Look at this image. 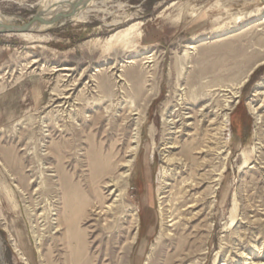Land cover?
Segmentation results:
<instances>
[{
  "label": "rangeland",
  "instance_id": "rangeland-1",
  "mask_svg": "<svg viewBox=\"0 0 264 264\" xmlns=\"http://www.w3.org/2000/svg\"><path fill=\"white\" fill-rule=\"evenodd\" d=\"M52 1L0 0V16L24 25ZM96 2L82 21L69 19L38 33L0 35V264H160L165 254L180 250L176 239L184 236L191 245L182 251L192 253L185 264L264 263V65L259 66L264 62V0ZM66 67L77 72L71 85L82 79L71 104L82 103L81 97L87 103L69 113L62 112L57 100L72 94L64 82L68 72L55 71ZM85 69L89 75L82 78ZM97 69L104 70V81L116 92L113 107L90 100L97 89L87 82L99 75ZM149 74L155 76L146 87L152 97L147 101L146 93L143 101L138 79L145 81ZM257 90L262 92L258 98ZM183 96L193 105L186 112L195 116L185 134L208 130L213 118V132L227 125L225 153L213 144L212 154L194 152L195 168L211 165L205 171L209 180L196 191L184 188L186 173L181 176V170L173 169L167 187L162 184V123ZM227 101H233L228 121L219 112ZM250 104L262 106L258 116ZM205 105L212 106L210 119L203 122ZM139 111L140 155L127 186L108 201L111 191L104 189L101 176L108 165L114 168L108 177L118 179L125 172ZM97 149L109 156L108 163L92 162ZM121 193L122 200L117 198ZM187 194L204 198L203 204L187 211L193 202L181 205ZM117 199V236L112 240L105 233V250L99 251L89 228L98 218L92 208L101 203L105 208ZM37 201L32 218L28 206ZM70 211L78 230L86 231V245L79 246L77 258L66 238L68 222L53 225L57 217L52 213L65 217ZM139 212L141 218L135 216ZM140 224L141 234L131 246ZM161 234L164 250L152 254ZM125 246H131L130 253L122 260ZM241 252L251 260L241 259Z\"/></svg>",
  "mask_w": 264,
  "mask_h": 264
},
{
  "label": "bare ground",
  "instance_id": "bare-ground-1",
  "mask_svg": "<svg viewBox=\"0 0 264 264\" xmlns=\"http://www.w3.org/2000/svg\"><path fill=\"white\" fill-rule=\"evenodd\" d=\"M80 1L81 0H54V1H52V3L44 6V8L38 13V15L35 18L36 19H38V17L39 18H42V17H45V16H47L49 14H53V13L58 12V11L72 12L73 10L76 9L75 7H76V5ZM96 1L97 0H89L87 2V4L83 8H79L78 12L76 14L72 15L71 17H69L67 20H69V19L70 20H76V21H82V20H84L85 17L87 15H89V13L92 12V7L96 5V3H97ZM4 20L5 19H3L2 16H0V25H2V24H9L7 21H4ZM56 25H58V24H55V25L54 24L47 25V26L42 27L41 30H46V29H49V28L54 27ZM28 34H30V33H28ZM20 35H23V34H20ZM190 49L191 50L194 49V46H191ZM37 63H38L37 60H35L33 62L34 65L37 64ZM147 63H152V62L151 61H148ZM262 65H264V62L261 63V64H259V66H262ZM114 69H116V68L113 67V70ZM55 71L56 72H59V71H67L68 72L67 74L64 75V77H66V80L64 82L67 83L66 84V87L69 86V88L67 89V92L68 93L69 92L70 93L72 92V94L63 95V96H61V97H59L57 99L58 101H60V105L59 106L63 108V111L62 112L63 113H69L68 112V109H70V108H73L74 109V108H76L77 105L78 106L79 105L85 106L87 103H86L85 100H82V97L81 96H80L81 99H79V100L82 101V103L74 102L73 104H71L72 103V100L74 99V94L76 93L78 87H80V85H81L80 81L82 80L80 78V80H77L76 82H74L73 85H71V83H73L72 81H74L72 79H75L74 76H75V74L77 72L76 73H74V72L76 70L74 68L72 69V68L66 67L64 69H57L56 68ZM95 71L99 75L98 76H94V74H93V76H90L89 77L90 78L89 79V82H87V85H89V86L91 85V83H93V84L95 83V85L92 84L91 87L92 86H95L96 89H97V91H95V92L93 91V93L95 94V96L94 97H91L90 100L99 102V104H101L103 102L104 103L111 102V104L110 105H107V106L108 107H113V104L112 103H114V98H115L116 92L113 90V87L110 84H108V83H106L104 81L105 76H106L105 73H104V70L103 69H97ZM87 75H89V72H88L87 69H85V71H84V73H82V76L81 77L83 78V77H85ZM154 77H155L154 74L153 75L152 74L151 75L149 74L148 79L145 80V81L142 80V79H140V78L138 79L139 80V86H140V89H138L140 94L139 93L138 94L140 95L141 100H143V98L145 97L146 93H148V95L146 96L147 97V101H148V99L150 97H152V94L150 92H148V90L146 89V87L151 86L150 82H152V80L154 79ZM259 87H260V85H259ZM89 90L90 89H88L87 91H89ZM222 90H224V89H222ZM229 95H230V93H229ZM260 95H262V92L259 93V91L257 90L256 93H255V95H254V97H257L258 98V96H260ZM84 96L85 95H83V97ZM227 97H228V95H227ZM235 98H237V97H235ZM58 101L57 102L56 101H53L54 102L53 105H55V103L57 104ZM143 101H145V99ZM83 102H84V104H83ZM232 102L233 101H227V104L225 103L226 105L224 104L225 106H223V108L221 110H219V112H221V114H223L225 112L224 115H225V120L226 121H228V119H229L228 118V115H229V112L231 111L230 103H232ZM208 103H210V102H208ZM175 106L178 107V108L175 109L174 111H170L169 110L168 113L166 112L167 114L164 115L165 117H164L163 123H162L163 124L162 126H163L164 131H165V136L163 137V142H162L161 148L159 149L160 156H161V162H162V165H161V169H162V179H163L162 180V184H163V186L168 185V183H167L168 180H169L168 177L171 174V172L173 171V169L175 171H180L181 170L179 172L181 174V176H182V173H184V172L186 173V178H184L182 181L180 180L181 182H184L185 183L184 184V188H191L192 189L191 191H196V189H199V188H201V187L204 186L202 184H204L206 182V180H209V177H210L209 171H207V172H205V171H206V168L210 167L211 165H210V163L205 162V163H203L201 165V167L195 168L197 162H196V158L194 157V152L197 151V150H199V151L195 152V155L196 154H199V155L212 154V152H213L214 149H213V147L211 145L213 144V145L221 146L220 148L225 153V148L227 147V145H226V141L223 138V135H224L225 129L227 128V125H224L221 129L218 130L217 133H215V132H213L214 131V128L213 127H214L215 124H217V122L215 121L217 119L216 118L215 119L213 118L211 121H209V126L210 127H209L208 130L202 129L201 132H198L194 136L193 135H189V134H185L188 131H190V127H193L194 126V124L191 123V121L193 119L195 120V116L191 115L190 112H186L188 110H191L193 108L191 106H193V105L189 104L188 101H186V99L183 96V98L181 100H179L177 102V105H175ZM211 106L210 105L203 106L202 114H201V118H202V121L203 122H206V119L209 118V111H208V109ZM167 107H166V109H167ZM260 107H262V106H260ZM260 107L259 108H256L255 106H253L252 104H250L251 113L253 115L258 116V113H259L258 110L260 109ZM65 108H66V110H65ZM123 110L125 112H127L128 108H124ZM129 110H131V109H129ZM71 111H72V109H71ZM100 113H102V111ZM142 113H143V111H139V112H137V113L134 114V116H139V117L133 122V123H135V128L133 130L134 131L133 132V141L131 142V144H133L134 147H131L130 150H129V152H128L129 155H130V160L126 164H124L122 166V168L125 169V172L118 179H116L115 177H112V176H109L108 177V175H112L113 174V171H114L113 170L114 168L111 165H108V167L105 169L104 173L101 172V174L103 173L101 177H102L103 180H105V185H106L104 189H109L111 191V193H110L109 196H105V199H107L108 201L111 200V199H113V197L115 196L116 192L119 191L120 188H125L127 186L128 182L130 180V177L132 175L131 173H132V169H133L134 163H135V161H137V157L140 155V152H141L140 151V147H141V141H142V138H141V135H142L141 134L142 133L141 132V129H142V125H143V122L141 120V117H142L141 114ZM56 120L58 121L59 120V117H57ZM207 128H208V126H207ZM44 132H49V131L48 130H45ZM178 135H179V137H178ZM186 135H187V137H190V139L184 140L183 137L186 136ZM47 136L49 137V135H47ZM197 136L199 138H197ZM105 155H107V154H105ZM105 155L102 154V152H101L100 149H97L92 154V162L95 165H97V164L99 165V164L104 163V162L108 163V161L110 160V158H109L108 155L107 156H105ZM178 156H182V157H178ZM5 162H7V160ZM30 169H32V167ZM182 169H183V171H182ZM200 171H202V172L204 171V172L202 173ZM11 174H12V172H11ZM105 177H106V179L108 177V180H106ZM97 178H98V176H97ZM14 180H15V178H14ZM187 180H192V183H189ZM63 185L66 186L65 184H63ZM15 187H16L17 190L20 191L21 187L19 188L18 185H15ZM62 189L64 190L65 188H62ZM65 190H67V189H65ZM43 192H44V190H43ZM23 193H25V192H23ZM70 196H72V195H70ZM110 196H112L111 199L108 198ZM124 197H125V194H123V193L117 195V198L120 199V200H122ZM37 199L38 198H36V200ZM72 199H74L73 196H72ZM118 199L115 200L112 205L106 206L105 208H104V206H103L102 203L100 205L99 204L94 205L93 208H92V212L98 218L97 219H94V220L92 219L94 221V223L92 222L93 224L90 225L89 228L91 230L90 233L93 234V236L95 235L94 243L95 244H98L97 249H99V251H102L104 249L103 242H104L105 233H109L111 235V239L112 240H114L116 238V236H117L116 234H114V232L116 231L114 228L117 226V223H118V216H117L118 213H119V207L117 206L118 205V202H119ZM189 201H193V202H190L191 205H189L187 211L193 210V209L199 207L201 204H203L204 198L199 197V198H197L195 200L194 195H190V194L188 195L187 194V195H185V196L182 197L181 205H183L184 203L189 202ZM72 204H74V203H72ZM81 204H82V202L79 205H81ZM87 205L88 204H86V206ZM38 206H39L38 201L36 203H34L33 207L28 206V212H29V215L32 218L33 217H36V213L35 212L39 209ZM81 206H83V205H81ZM66 208H67V206H66ZM74 208H76V207H74ZM56 210H57V208H55V210H53V211H56ZM76 210H77V208H76ZM44 211L45 210H43V213H44ZM59 211H62V210L60 209ZM62 215L61 214H58V213H52V216L53 217H57L56 219H53V225H57V224L63 225V224H66L68 222V224H67V226H68V232H67L68 233V237H66V238H67L69 244L68 243L67 244L70 245V247H71L70 250H72L73 255L77 258L78 255H79V253H80V252L79 253L77 252V249L79 248V246L82 247V245H84V246L86 245L85 244V234H86V231H82V230L80 231V230H78V227H77V224H76L77 223L76 222V218L74 217V215L72 214L71 211H70L69 215L65 214V217H63ZM135 216L136 217H139L140 216V218H141L140 212L139 213H136ZM68 217H69V219H67ZM42 218H43V216H41L39 218V221ZM172 221H174V220L169 221V223L172 222ZM102 222H104V224H102ZM32 223H34V221ZM141 223H142V220H141ZM46 226H47V224H46ZM36 228L37 227H35V229ZM54 228H56V227H54ZM138 229H139L138 234H136L133 237V239L130 241V245L131 246L134 245V244H136L137 236L139 237L140 234H141V229H142L141 224H140V228L138 227ZM59 232H61V230ZM37 235H38V233H37ZM168 235L170 237H172V234L171 233H169ZM164 236H165V234H161V235L158 236V242H157V245L155 244L156 246L152 249V254H154L156 252V255H157V254H159L160 252H162L164 250L163 246L162 247L160 246L161 241L164 240ZM186 237L187 236H184L182 239H176V240H178L177 242L179 244L178 246H179L180 250L179 251L177 250L176 252L174 251L175 252V253L173 252L174 254H165L163 256V259L164 260H162V262L160 264H175V263L185 264L190 259V257L192 256V253L191 252L183 253V251H182V249H184L186 247L188 248V246L191 245L188 242H186V239H187ZM41 238H42V235H41ZM39 243H40V241H39ZM131 246H125L124 248H122V252H121L123 254V256L121 258L122 260H124L125 257L127 256V254L130 253L129 250H130V247ZM64 253H66V252H64ZM85 254H87V253H85ZM82 255H84V254L82 253ZM88 255H90V254H88ZM239 255H240L239 257H241V259H243L244 261L251 260L248 257V255H245V252H241V254H239ZM81 257L82 256H80V258ZM67 258L69 259V257H67ZM80 258H78V259H80ZM83 261L81 263H83ZM149 261L150 262L153 261V255H151L149 257ZM72 262H74L73 259H72ZM87 262H88V260H87ZM70 264H71V262H70ZM74 264H75V262H74ZM261 264H264V263H261Z\"/></svg>",
  "mask_w": 264,
  "mask_h": 264
},
{
  "label": "water",
  "instance_id": "water-1",
  "mask_svg": "<svg viewBox=\"0 0 264 264\" xmlns=\"http://www.w3.org/2000/svg\"><path fill=\"white\" fill-rule=\"evenodd\" d=\"M89 0H81L77 5L76 9L72 12L58 11L53 14H49L45 17L36 19L24 24V25H15V24H2L0 25V35H20L28 33H38L42 27L51 25V24H60L61 22L66 21L69 17L76 14L79 8H83Z\"/></svg>",
  "mask_w": 264,
  "mask_h": 264
}]
</instances>
